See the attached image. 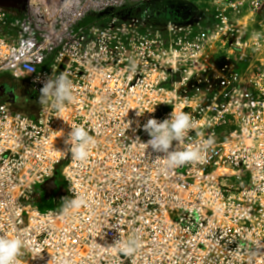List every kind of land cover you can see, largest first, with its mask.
Segmentation results:
<instances>
[{
    "label": "built area",
    "instance_id": "2783aa9c",
    "mask_svg": "<svg viewBox=\"0 0 264 264\" xmlns=\"http://www.w3.org/2000/svg\"><path fill=\"white\" fill-rule=\"evenodd\" d=\"M212 2L162 25L149 5L81 22L111 0L1 14L0 75L39 93L35 80L67 73L75 97L36 119L0 102V234L25 240L17 264H264V0ZM173 110L195 122L178 150L204 161L162 171L143 125ZM74 124L96 141L85 162L71 155ZM59 175L61 206L40 210ZM77 195L87 206L64 214Z\"/></svg>",
    "mask_w": 264,
    "mask_h": 264
},
{
    "label": "clouds",
    "instance_id": "9594fccd",
    "mask_svg": "<svg viewBox=\"0 0 264 264\" xmlns=\"http://www.w3.org/2000/svg\"><path fill=\"white\" fill-rule=\"evenodd\" d=\"M259 39V34H257ZM35 83L42 84L40 87V100L43 104H50L58 111H63L66 104L74 102L73 84L67 73H60L49 77L43 81L35 80ZM139 115V114H138ZM195 122L191 115L181 111L176 113L174 110L170 118L159 121L156 118H150L143 125L144 131L150 139L145 146L150 147L153 152L163 154L165 166L162 171L174 169L186 164L202 163L204 156L199 148L188 147L178 150V146L183 143L185 133L193 130ZM70 138L75 142L71 146V155L75 161L85 162L89 156V148L96 141L89 135V132L82 125H72L69 133ZM176 142L175 146L173 142ZM213 140L209 138L206 145L210 146ZM87 206V200L83 196H74V198L65 200L62 211L67 214L70 209H79ZM120 251L125 255H132L138 248L139 244L136 239H129L125 242H118ZM25 247V240L21 236L9 238L0 234V264H17V258L21 255Z\"/></svg>",
    "mask_w": 264,
    "mask_h": 264
},
{
    "label": "rangeland",
    "instance_id": "374dc122",
    "mask_svg": "<svg viewBox=\"0 0 264 264\" xmlns=\"http://www.w3.org/2000/svg\"><path fill=\"white\" fill-rule=\"evenodd\" d=\"M6 1L7 0H5V2ZM73 1L74 0H67V3L69 4V9H68L69 12L67 13L69 14L73 13L72 12ZM190 1L195 5L198 11L201 12V14H206L207 10L209 9V6L213 3L212 2L213 0H190ZM16 2L17 3L15 6V9L12 8V11H15L16 17H22L29 8V2L28 0H17ZM111 2H112V5H108V7H106L105 10L100 11V12L89 11L88 7H85L87 11L85 12V18H82L81 22L92 20L98 17L99 15H104V14H118V15H125V16L140 14L139 9H141V7L144 9L148 5H149L148 9L155 16L156 13L158 12L157 9L159 7H162L165 4L163 0H162L163 4L159 0H111ZM57 5H59V7L56 8L57 12H55V14L56 13L59 14L60 13L59 11L62 8L60 4H57ZM7 6L8 4L5 5L4 1L0 2V7H7ZM153 20L157 25H162L166 21L171 20V19L168 18V19H162L160 21H157L154 17ZM24 80L25 79H17L9 74H4V75L2 74L0 75V90L2 91L6 88L10 89L11 87V90H15L16 94L21 96L23 95V92H24V88L22 84ZM32 101L33 102H29V105L27 106L24 105L25 107L21 106L19 102H17L15 103L14 110L17 111L16 110L17 108L18 112L22 111L21 113L24 112L25 114L27 113L33 118H36V116L39 115V112H40V109L43 103L40 100H32ZM57 183H58V188L55 190L54 194L51 196L50 199L45 198V193L41 189L42 198L37 201V204L40 210L45 211L49 209H58L61 206L59 203L55 202L54 197L56 196V194L62 191V189L66 186V182L59 175L57 178Z\"/></svg>",
    "mask_w": 264,
    "mask_h": 264
},
{
    "label": "crops",
    "instance_id": "0c3cea01",
    "mask_svg": "<svg viewBox=\"0 0 264 264\" xmlns=\"http://www.w3.org/2000/svg\"><path fill=\"white\" fill-rule=\"evenodd\" d=\"M159 1L162 2V0H159ZM163 2L167 4L168 3L172 4L171 2L177 4L176 7L180 9L179 12L182 13L181 11H183L182 14L179 13L180 15L179 14H178L179 16L177 15L179 19L181 20H184L182 18L189 17V14L184 11H186L187 9L194 10V8H196L195 5L190 0H163ZM169 8H175V5L173 4L171 5V7L169 6ZM22 84H23L24 92H23V95L21 96L17 95L15 90H11V87L10 89L6 88L2 91L0 90V102L10 101L13 103L15 107V103L17 102H19L21 106H24V105L27 106L29 105V102H33L32 100H40V93L36 92L33 86L26 79L24 80V82H22ZM16 110L18 111L17 108Z\"/></svg>",
    "mask_w": 264,
    "mask_h": 264
},
{
    "label": "flooded vegetation",
    "instance_id": "af4514ba",
    "mask_svg": "<svg viewBox=\"0 0 264 264\" xmlns=\"http://www.w3.org/2000/svg\"><path fill=\"white\" fill-rule=\"evenodd\" d=\"M2 1H4V3H5V5L6 4H8V6L7 7H0V16H1V14L2 13H5L7 16H10L11 15V13H12V8L13 9H15V6H16V3H13L12 1H14L15 2V0H7L6 2H5V0H0V2H2ZM10 3H12L13 5H15V6H13V5H11ZM172 4H170V3H165L164 5H163V7H159L157 10H158V12L156 13V15L154 16L155 17V19L157 20V21H160V20H162V19H176V20H181V19H179V15L180 14H182L183 13V11H181L182 13H180L179 12V8H177L176 6H177V4H175V3H173V2H171ZM175 5V8H169V6L171 7V5ZM165 6V7H164ZM184 12H187L188 14H189V17H187V18H182V19H189V18H192L193 16H198V15H200L201 14V12L200 11H198V9L197 8H194V10H191V9H187L186 11H184ZM180 13V14H179ZM179 14V15H178ZM178 15V16H177ZM40 93V92H39ZM13 108H15L14 107V105H13Z\"/></svg>",
    "mask_w": 264,
    "mask_h": 264
},
{
    "label": "bare ground",
    "instance_id": "6f19581e",
    "mask_svg": "<svg viewBox=\"0 0 264 264\" xmlns=\"http://www.w3.org/2000/svg\"><path fill=\"white\" fill-rule=\"evenodd\" d=\"M17 1V0H15ZM105 1H108V0H104ZM29 2V8L28 10L26 11V13L22 16L24 17L26 14H28L29 12H33L36 16L40 17L41 15L43 14H47L48 18L50 19V16L48 15V12L53 8L55 9L56 11V8L59 7V5L57 4H60L61 7L63 8V12L66 13L69 9V4L67 3V0H28ZM39 10H41L42 12L39 13ZM12 15L10 16H14L16 15L15 14V11H12L11 13ZM22 17H18V18H22ZM12 76V75H11ZM14 77V76H13ZM24 79V78H23ZM24 114V113H22ZM26 116H29V117H32L30 116L29 114H24ZM38 116H36L37 118ZM33 118V117H32ZM34 118V119H36ZM58 184H56L57 186ZM56 188V187H55ZM52 190V189H51ZM49 190V191H51ZM47 195V193H46ZM46 195H45V198H46ZM51 195H52V192L50 194V198H51ZM49 198V199H50ZM47 199V198H46Z\"/></svg>",
    "mask_w": 264,
    "mask_h": 264
},
{
    "label": "water",
    "instance_id": "95a60500",
    "mask_svg": "<svg viewBox=\"0 0 264 264\" xmlns=\"http://www.w3.org/2000/svg\"><path fill=\"white\" fill-rule=\"evenodd\" d=\"M12 2H13V3H17L16 1H15V2L12 1ZM19 2H20V1H19ZM10 4H12V3H10ZM12 5H13V4H12ZM13 6H15V5H13ZM55 180H56V177H54L51 181L54 182ZM55 187H58V186H56V184H55ZM52 191H53V190L47 192V195H46V198H47V199L50 198V194H51Z\"/></svg>",
    "mask_w": 264,
    "mask_h": 264
}]
</instances>
